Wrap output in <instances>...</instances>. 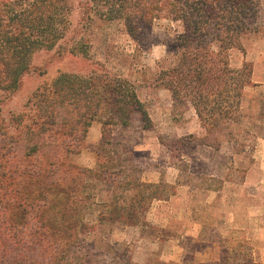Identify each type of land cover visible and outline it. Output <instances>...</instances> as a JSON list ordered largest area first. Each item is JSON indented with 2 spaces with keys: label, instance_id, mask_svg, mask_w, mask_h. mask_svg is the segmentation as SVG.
<instances>
[{
  "label": "trees",
  "instance_id": "trees-1",
  "mask_svg": "<svg viewBox=\"0 0 264 264\" xmlns=\"http://www.w3.org/2000/svg\"><path fill=\"white\" fill-rule=\"evenodd\" d=\"M258 8L257 0H84L80 6L83 20L120 24L136 42L157 26L170 29L173 62L160 70L161 84L174 103L190 104L208 130L221 119L236 121L241 111L251 70L231 68L226 51L252 30ZM71 10L68 0H0V94L21 87L38 50L86 55L77 47L81 39L68 37ZM98 70L60 72L8 119L0 109V264H90L81 254L95 246L96 235L110 248L107 264H134L124 250L106 245L104 228L147 225L149 205L165 199L163 185L142 181L134 165L119 163L124 150L116 147L113 127L133 118L143 128L151 122L129 81ZM95 118L104 147L96 166L67 164ZM222 244L218 259L182 264H260L242 244Z\"/></svg>",
  "mask_w": 264,
  "mask_h": 264
},
{
  "label": "rangeland",
  "instance_id": "rangeland-1",
  "mask_svg": "<svg viewBox=\"0 0 264 264\" xmlns=\"http://www.w3.org/2000/svg\"><path fill=\"white\" fill-rule=\"evenodd\" d=\"M68 1L72 8L68 37L81 39L77 47L86 55L63 53L57 47L36 51L33 69L24 75L21 87L8 97L0 94L1 114L8 119L23 112L34 89L60 72L86 74L104 68L126 79L151 123L143 128L133 118L129 126L113 127V138L120 143L116 147L124 150L119 163L134 165L142 181L162 184L158 191L165 199L149 205L147 225L109 232L110 225L106 226V245L124 250L134 264H182L186 258L207 263L210 252L220 256L227 241L231 246L242 244L264 264V0H257L252 30L242 36L239 47L226 51L231 68L247 64L251 70L241 111L236 121L221 119L210 130L200 124L190 104L174 103L161 84L160 70L173 62L170 29L157 26L136 42L120 24L83 20L84 0ZM101 130V120L93 119L82 148L69 154L66 163L94 168L98 150L104 151ZM195 222L200 224L198 240L183 236L184 251L178 252L176 240ZM207 238L217 243L215 249L208 248ZM92 239L90 245L95 246L87 247L81 257L90 264L111 262L110 248L102 246L97 235ZM205 251L208 255H203ZM197 252L201 255L194 257Z\"/></svg>",
  "mask_w": 264,
  "mask_h": 264
},
{
  "label": "crops",
  "instance_id": "crops-1",
  "mask_svg": "<svg viewBox=\"0 0 264 264\" xmlns=\"http://www.w3.org/2000/svg\"><path fill=\"white\" fill-rule=\"evenodd\" d=\"M200 233H201V232H200V224H198V222L191 223L190 230H189V231H184V233L180 236V238L176 240V242H177V244H176V246H175V247H176V250H177L178 252H182V251H184V247L181 245V241H180V239H182L183 236H190V238H191L192 240H196V239L198 240V237H199ZM206 240H207V243L210 244L208 248H211L212 246H214L213 249H215V245H217V243H216L215 241L213 242V241L210 240L209 238H207ZM218 244H219V243H218ZM197 254H198V255H201L200 252H197V253L194 255V257H196ZM178 255H179V253H178ZM203 255H208V254H207L206 251H205V252H203ZM213 255H214V254H211V252H210V256H212V257H209V258L207 259L208 262L218 259L219 254L216 253L214 256H213ZM173 256H174V255H170L169 257H170V258H173ZM176 256H177V255H176Z\"/></svg>",
  "mask_w": 264,
  "mask_h": 264
}]
</instances>
